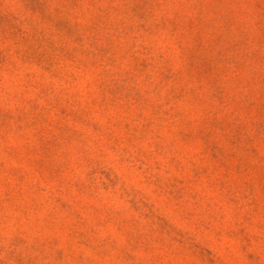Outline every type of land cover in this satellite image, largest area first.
Masks as SVG:
<instances>
[{
  "label": "rangeland",
  "instance_id": "1",
  "mask_svg": "<svg viewBox=\"0 0 264 264\" xmlns=\"http://www.w3.org/2000/svg\"><path fill=\"white\" fill-rule=\"evenodd\" d=\"M0 264H264V0H0Z\"/></svg>",
  "mask_w": 264,
  "mask_h": 264
}]
</instances>
